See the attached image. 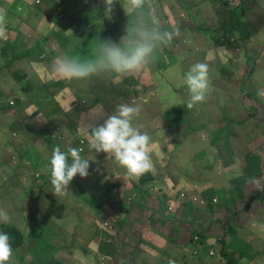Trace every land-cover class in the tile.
I'll use <instances>...</instances> for the list:
<instances>
[{"label":"crops","instance_id":"0c3cea01","mask_svg":"<svg viewBox=\"0 0 264 264\" xmlns=\"http://www.w3.org/2000/svg\"><path fill=\"white\" fill-rule=\"evenodd\" d=\"M38 2L35 0V3ZM53 2L52 6L55 5V10L48 16L47 13H41L39 10L31 13V8L27 9L25 6L26 0H0V8L7 12L6 26L10 28L9 35L5 31L4 37H0V56L5 58V66L11 63H21L29 57V54L24 50L27 41L22 35L26 33L31 35L34 28L33 23L36 21H42L49 26L55 24L73 32L74 27L79 25V15L88 11L84 9L88 5L83 6V2L86 3V0L70 1L71 7L67 5L69 0H53ZM116 2L117 0H114L115 7L122 11L124 0H119L118 4ZM115 7L112 14H114ZM73 9H76L77 12L72 13ZM18 11H21V14L16 16L15 12ZM169 11L174 15V18L169 21L166 29L172 31L173 27H178V35L175 36L174 42L167 47L168 50L160 51V56L165 59L170 56L175 62L184 57L194 56L195 52L190 51V47L191 42L196 40L197 44L204 46L203 56L210 62L208 69L213 89L214 85L218 84L227 93L237 95V91L242 86L241 79L250 72V88L257 87L259 89L258 99L264 101V0H251L247 4L246 0H242L241 6L238 4L233 8L221 2L190 0L187 11L182 5L175 6L174 10L169 8ZM62 12L72 15L67 17ZM112 19L111 17L109 21L111 22ZM119 22L122 23L121 18ZM131 22L132 20L129 24ZM194 24L203 30L210 27L218 35L220 41L205 45L198 27ZM30 35L28 38L32 41ZM6 37L8 41L3 43ZM56 38L57 42L54 40V44L68 42V39H63L60 34H57ZM255 41L258 42L256 46L254 45ZM175 42L176 45H174ZM198 62L197 58L191 59L184 74ZM27 66L29 67V65ZM121 84L123 85V83ZM20 95L24 96L25 94ZM109 95L111 94L107 92L105 98L99 101L95 109L105 105ZM223 101V98L215 101L206 100L191 109H186L194 111L191 116L195 120L196 126L188 128L180 124L179 136L171 141L169 138H165L160 142L165 145V150L162 151L156 145L155 149L150 148L154 171L148 172L151 176L147 179L150 181L158 178L161 182L175 185L178 190H188L198 194L207 201V205L204 207L190 203L176 204L175 206L176 211L181 212V221L188 224L191 231H201V248L215 247V240L221 239L223 228L226 226L233 235L229 244L226 245L229 255L224 251L226 255L222 256L231 259L234 264H264V123L250 124L244 116L237 115L236 110L222 108ZM25 102L29 103L25 105L23 112H18L19 119H23L21 116L29 117L30 111L34 107L33 100L28 101L25 97ZM124 102L125 99L117 103L111 109V113L107 112L105 115L98 116V119L111 115L117 105ZM235 104L237 110H242L238 101ZM248 104L251 102L249 101ZM138 105L141 107L140 112H145L148 103ZM218 106L221 108L218 109ZM153 115H155L154 118L145 117L144 119L138 116L137 123L142 125V131L147 132L151 138L153 135L156 138L161 123L160 117H157L159 114L153 112ZM227 115L232 122L230 125L229 120L226 121ZM11 116H7L5 127H2L3 124L0 125L1 137L5 131H11L10 127L13 125ZM35 117L53 118L57 121V112H50L48 116H44L40 112ZM209 118L216 121V126L209 123ZM258 118L263 120L264 112H260ZM84 124L83 121L80 124L77 121L75 126L79 129L85 128V131L80 134H85L90 138L89 130L87 126L84 127ZM47 126L49 124L42 127L46 135L43 150L52 145L54 147L57 138L60 137L58 130L50 133ZM22 128V136L30 137L33 131H24V125ZM6 134V140L9 141V134L7 132ZM71 134H74V131ZM13 142L16 143L15 140ZM7 144L11 143L7 142ZM39 147L35 146L37 149ZM16 151L17 153H15ZM10 154L16 163L8 165L12 170L15 166L18 168L19 161L23 159L28 163L31 161V153L23 154L20 144L12 145ZM96 158L98 157L96 156ZM104 160L107 164L104 179L106 182L116 184L115 191L123 194L124 190L128 191L129 187L134 186L138 190H143V195L131 205L121 201L119 206L127 207V211L120 215L118 222H114L116 218H111V207L117 206L110 200V196L113 195L111 189H105L96 194L95 200L98 201V207L101 206L99 195L103 194L106 199V206H101L102 209L88 205L83 212H67L64 218L59 216L57 222L61 224L57 226V229L61 233L54 235L60 236V240L53 244L54 255L59 254L62 250H75L70 255V264H153L148 256L136 260L133 256L131 258L124 252H118L115 245V240H119L126 250H129L128 253L133 252L136 246V248H142L149 255V246H153L154 242L146 240L144 234L148 232H153L158 238L157 244L166 247L174 244H179L183 248L188 247L189 244L180 242L178 228L172 223V214H168L165 206H161V198H155L148 193L144 182L139 188L136 180L129 179L123 167L119 166L112 157L106 156ZM17 175H25L24 170L18 172ZM126 194L128 195V193ZM214 198L217 201H214ZM99 215L109 216L114 223V234H110L113 240L111 243L106 242L108 233L95 227ZM136 217L143 219V226L139 228L141 236H138L137 232L130 228L132 226L131 219ZM68 220L71 225H66ZM156 224L162 225L161 237L157 236L159 230ZM169 227L176 233V236L170 233ZM236 228L245 229V238L234 233ZM70 230L74 234L73 238H69ZM121 233L124 239L121 238ZM177 237L179 238L177 239ZM84 248H87L85 253L82 252ZM105 255L107 257H104ZM199 261L202 263L201 260ZM211 262L222 264L223 260L217 258ZM41 263V259H38L34 264Z\"/></svg>","mask_w":264,"mask_h":264},{"label":"rangeland","instance_id":"374dc122","mask_svg":"<svg viewBox=\"0 0 264 264\" xmlns=\"http://www.w3.org/2000/svg\"><path fill=\"white\" fill-rule=\"evenodd\" d=\"M38 1V3H35L34 0L32 3V0H26L25 6L27 9L31 8V13H35L36 10H39L41 13H47L48 16H50V13L55 10V5L52 6L54 3L53 0ZM70 1L73 0H69L67 4L68 7H71ZM208 1L225 3L227 6L233 8L239 4L241 0ZM250 1L251 0H246L247 3H250ZM189 3L190 0H176L175 2L174 0H158V2L152 0V5L156 9L157 18L164 29L169 25V21L174 18V15L169 11V8L174 10L175 6L182 5L187 11ZM87 5L88 7H86ZM83 6L86 7L84 9L88 11L79 15V25L74 27L73 32L60 28L55 24L49 26L42 21H36L33 23L34 28L31 31V35L30 33L22 35L27 41L24 50L29 54V57L25 58L23 62L15 65V72H13L11 68L10 70H7L3 62L0 64V120L2 116H4L1 110L5 108L6 101L12 100L14 105L11 111L14 112L15 117H12L13 125L10 127V130H18L20 133V137L17 139L11 135L10 141L6 140L7 131H5V134L2 135V137L0 136V160H3L4 162V171L2 173L4 174V179L0 177V207L5 210L14 206L19 207L18 205H13L10 200L15 198L16 201V196L24 187L32 188L34 195L31 191L28 192L24 201L21 203V209H14V212L19 215H25L29 208H31V210L37 211L34 218L32 220H24V218L12 212H9V215L11 217V222L17 227L22 228L25 235L30 234V232L36 234L39 227L42 226L50 227L49 234L53 237L49 238L50 242L47 244H40L41 241L37 235L31 237L32 245H35V251L37 257L39 255V258L42 257L43 252H52L53 248L51 247V244H55L60 240V236H57L61 233L57 229V226L61 224L60 222H57L58 217L65 216L67 211L83 212V210L80 209H84L85 205L92 204L88 192H93L94 194L99 193L98 187L94 185H89L87 187L88 190L86 189L85 184L93 182L91 176L81 178L77 174L69 185L68 194L64 196L54 195L52 192L53 186L48 182L46 172L40 173L38 177L31 175V178L29 179H22V176H20V181L16 183V178L13 176L10 177L8 162L11 161L10 155L12 154H10V151L12 145L16 143L20 144V149L23 154H26V152L31 153V169L33 171L51 156L53 145L43 150V145L46 142V135L42 127L48 125L49 118L40 117V119L35 117L40 113L39 108H41L43 112L42 115L44 116H48L50 110L59 111L60 107L65 111L62 113L60 121H57L56 124L60 134L59 144H64L70 133L77 128V126H75L77 121L78 124H80L82 121L89 123L98 119V117H94L92 114L98 110L95 108L99 101L105 98L107 92L111 95H109L107 103L102 105L103 115L107 112L111 113V109L123 99L137 102L146 101V104L148 103L145 112H140L139 114L142 119L145 117L154 118L155 115H153V112L159 114L157 117H160V131L157 133L156 138H154L153 135L150 148L155 149L156 145L160 147L162 151L165 150V145H162L160 142L165 138H169L171 141L179 136L180 124L187 126L188 128L196 126V122L191 116L194 111L186 110L188 108L187 102L190 98V93L182 77L186 66L191 59L197 58L200 63H206L207 58L203 56L202 53L198 52L195 53L194 56L184 57L178 62H175L170 56H167V59L160 56L150 71L144 70L143 73L138 72L132 78L128 75L123 78L109 77L102 79L92 77L91 79L71 81L69 82L70 86L68 88L73 90L72 92L74 95L72 109L65 110L69 108V104L66 101H64L63 104L65 109L58 105V102L55 101L54 97L58 92L62 91L63 88L68 86V82H65L62 78H55L53 75L56 58L62 54H70L81 60L87 59L90 57L91 49L94 47L98 39L110 38L113 42L118 43L119 29L123 28V20L120 27L119 22H110L109 18L104 16V0H86V3L83 2ZM76 12V9L72 10V13ZM20 14L21 11L15 12L16 16H19ZM62 14L67 17L72 15L66 12H62ZM115 18L118 19L119 15L116 14ZM5 31L8 35L10 34V28L8 26H5ZM198 31L203 38L204 44L211 45L213 42L218 41L216 33L213 32L211 28L203 30L198 27ZM57 34H60L63 39L67 38L68 42H62L57 45L50 41L51 39H54L57 42ZM29 35L32 41L29 40ZM7 41L8 38L6 37L3 43ZM84 43H86V45L83 47ZM197 45V51L203 52L204 46ZM254 45H258V42L255 41ZM167 64H169V67ZM27 65H29V67ZM17 70H21V72L16 73ZM13 73L15 74L13 75ZM11 78H13L14 82ZM124 78H127L126 82L123 81ZM25 82H28L30 86L28 93L24 96L20 95V98H15V95L18 94V90H23V84ZM121 83H123V85ZM241 84L242 86L240 90L237 91V95L227 93L223 87L215 84L214 89L210 87L206 100L215 101L219 98H223L224 105L222 108L236 110L235 113L244 116L246 121L250 124L264 123V118L263 120L262 118H260V120L258 118L260 112H264V101L258 99L259 89H257V87L253 86L250 88V72L241 79ZM125 95H129L128 98H125ZM25 97L33 100L38 107L32 108L29 117L24 118L21 116L23 119H19L16 113L23 112L25 105L29 103L23 101ZM62 98L65 100L64 96H62ZM236 101L239 102V106L242 110H237L235 104ZM249 101L251 104H248ZM220 108L221 107L218 106V109ZM36 109L37 111H35ZM218 117L221 118V116ZM14 119L17 120L19 125H24V131H33L30 137L24 138L22 136L23 128L18 127L16 125L17 122L15 123ZM227 120H229L230 125L232 122L228 115L226 116V121ZM209 123L216 126V121L213 118H209ZM136 125L142 127L140 123H137ZM55 128L56 127L53 125L50 129V133H52ZM141 130H143V128H141ZM14 140L16 143L13 142ZM7 142H10L11 144L8 145ZM36 145L40 146L39 149L35 148ZM62 151H64V149H62ZM15 153H17V151ZM26 165V161H22V163L19 162V167L16 168V172L18 173L22 171L23 166ZM37 179H40V181H37ZM142 193L143 190H137L135 195L137 198H140L143 195ZM82 196H84L85 199H82ZM45 204H54L52 206L54 209L42 211ZM123 213H125V209L123 211L112 209L111 218H116L114 222H118L120 215ZM99 217L101 218V215H99ZM131 220L132 226L130 228L133 231H136L138 236H141L139 228L140 226H143V219L141 217H136ZM172 223H174L175 226L178 225L176 220L172 221ZM4 225L6 226L7 224ZM66 225H71V222L68 220ZM95 227L100 229L98 225ZM156 227L160 230L162 225L156 224ZM169 230L172 235L176 236V233L170 227ZM234 233L243 238H245L246 235L245 229L236 228ZM54 234L57 235L54 236ZM144 235H146L145 238L147 241L154 242L152 243L153 246H149V255L145 253L142 248H136V246L133 252L131 251V253H128L127 251L129 250H126L125 246L119 240H115L118 252H124L128 257L129 255L133 256L136 260H141L148 256L149 259L153 261V264H155V262H157V264H214L211 260L217 258H222V264H228V258L223 256L225 254L224 251L229 255L226 245L229 244L233 234L228 231L225 226L223 228L221 239L215 240V247L210 246L206 249L205 246L203 248L200 247V250L193 248V245L190 244L188 247L184 248L179 244L166 247L165 245L157 244L156 241L158 238L152 232L145 233ZM73 236L74 234L70 230L69 238H73ZM121 238L124 239L122 233ZM178 238L179 237H177V239ZM182 239H185V241ZM112 241V239L110 241L106 240L108 243H111ZM180 242L187 244L188 241L186 238L180 236ZM86 250L87 248H84L82 252L85 253ZM74 251L75 250H62L52 258L50 264H70L69 258ZM210 251L214 252V257L208 256ZM104 257H107V255ZM29 258L30 257L27 256L26 260H29ZM199 260H201L202 263ZM16 264L24 263L17 262Z\"/></svg>","mask_w":264,"mask_h":264},{"label":"clouds","instance_id":"9594fccd","mask_svg":"<svg viewBox=\"0 0 264 264\" xmlns=\"http://www.w3.org/2000/svg\"><path fill=\"white\" fill-rule=\"evenodd\" d=\"M156 1L158 2V0ZM118 3L119 0H117L116 4ZM104 5L105 17L109 19L112 17V21L114 22H119L120 18L123 20V28L119 29V41L116 43L110 38L98 39L94 47L91 49L90 57L84 60L70 54H62L56 58L53 75L55 78L58 77L64 79L65 82H68V86L58 92L54 98L55 101L58 102V105L62 107L64 101L68 102L69 108L65 109L63 107L65 110L72 109V104L74 103L73 90L68 88L70 86L69 82L74 80L91 79L92 77L102 79L109 77L123 78L129 75V77L132 78L138 72L143 73L144 70L150 71L160 57V51L168 50L167 47L174 42L175 36L178 35V27H173V30L169 31L161 26L160 21L157 18L156 9L152 5V0H124L122 11H120L118 7H115L114 0H104ZM241 5L242 0L239 3V6ZM114 7L115 11L114 14H112ZM116 14L119 15L118 19L115 18ZM131 20L132 22L129 24ZM6 23L7 12L5 9L0 8V37H4L5 35ZM121 25L122 23L119 22L120 27ZM209 28L210 27L207 29ZM216 37H218V35H216ZM222 37L224 39V36ZM50 41L54 42V39H51ZM218 41H220L219 38ZM85 45L86 43L83 44V47ZM174 45H176V42ZM197 47V41H192L190 51L202 53L204 55V52L197 51ZM0 59L4 63L5 58L0 56ZM16 64L17 63H11L6 65L5 68L7 70H10L11 68L12 71L15 72L14 67ZM209 64V61H206V63H195L185 74H183L182 78L184 79V83L190 93V98L187 102V107L189 109L195 107L198 103L205 102L210 87L212 88V85L210 84L211 74L208 69ZM167 66L169 67V65ZM19 72H21V70L16 71V73ZM14 74L15 73H13V75ZM11 79L13 80V78ZM126 79L127 78H124L123 81L126 82ZM135 82L138 83L137 81ZM29 88L30 86L28 82H25L23 84V90L19 89L15 98H20V94L26 95ZM62 96L65 97V100ZM128 96L129 95H126V98H128ZM26 99L28 101L31 100L28 98ZM23 101H25V99ZM138 104H146V101L137 102L125 99L124 103L117 105L115 111L111 115L102 119H97L96 121L85 123L84 127L87 126L90 138L85 134H80V132L85 131V128L83 127L81 129L76 128L74 134L70 133L64 144L58 143L60 140V137H58L57 143L52 149L50 158H48L36 170L33 171L31 169V161L29 163L27 162L26 166H23L25 175L22 176V179H29L31 178V175L38 177L40 173L46 172L48 182L53 186L52 192L54 195L64 196L68 194L69 185L77 174L81 178L91 176L93 182L85 184L86 189L88 190L87 187L89 185L97 186L99 193L105 189H111L113 195L110 196V200L117 205L116 207H111V210L122 209L121 211H123L125 209L126 212L127 207L121 208L119 204L121 201H124L131 205L137 199L135 192L138 189L131 186L128 188V191L124 190L123 194H120L115 191L116 184L106 182L104 174L106 172L105 167L107 164L104 158L110 156L119 166L123 167L125 174L129 179L136 180L139 188H141V183L144 182L148 193L152 194L155 198H161V206H165L166 212L172 214L173 221H177V228L180 236L181 226H187L189 229V239L187 244L193 245V248L200 250V242L202 238L201 231H191L189 225L181 221V212H177L175 206L176 204L190 203L196 204L199 207H204L207 205V201L198 194L188 190H178L175 185L161 182L158 178L148 181L147 177L151 176L148 172L154 171V164L150 153L152 138L147 132L141 130V126L136 125L137 118L141 111V107ZM13 105L14 102L8 100L5 103V108L1 110L4 114L0 120V125L3 124L2 127L6 126L8 115H12L11 118L15 117L14 112L11 111ZM33 105L34 107H38L35 103H33ZM39 110L42 112L41 108H39ZM35 111H37V109ZM50 112H57V121H60V117L65 111L60 107L59 111L50 110L48 115ZM16 115L18 117V112ZM92 115L94 117L102 116L103 107L100 106ZM57 121L53 118L48 120V131H50L53 125L56 127L54 130H58L56 125ZM14 122L16 123L17 120L14 119ZM16 125L20 128L22 127L18 122ZM7 133L9 134V141L11 135L14 136L15 139L20 137L18 130L7 131ZM4 134L5 132L3 135ZM62 149H64V151H62ZM96 156L98 158H96ZM10 157L11 161L8 162V165L15 162L13 156L10 155ZM22 161L25 162L26 160L23 159ZM22 161L19 162L22 163ZM3 171L4 162L3 160H0V177L2 179H4V174H2ZM9 173L10 177L13 176L16 178L15 183L20 181L21 177L17 175L16 166L14 167V170L9 168ZM37 181H40V179H37ZM30 191L34 195L32 188L24 187L16 196V201L15 198L10 200L13 205H18L19 207L14 206L9 209L7 208L6 210L0 207V264H16L17 262L34 264L38 259H41V264H50L52 258L55 256L54 245L50 243L53 251L43 252L41 258H39V255L37 257L35 245H32L31 240L32 236L37 235L41 241L40 244H47L50 242L49 238L53 237L49 234L50 227L42 226L39 227L36 234L30 232V234L25 235L22 228L17 227L11 222L9 212L15 213L14 209H21V203ZM126 193H128V195ZM88 195L92 202L90 205L95 206L98 209H102L101 206H106V199H104L103 194L99 195V200L101 202V206L99 207L98 201L95 200L96 194L88 192ZM82 199H85V197L82 196ZM214 201H217V199L214 198ZM53 205L54 204H45L42 211L54 209L52 207ZM87 207L88 205H85L84 209L80 210L84 211ZM103 208L108 209L107 207ZM36 213L37 211L29 208L25 215L15 214L21 216L24 220H32ZM61 218H64V216H61ZM68 219L70 220L71 218L69 217ZM150 221L152 222L151 218ZM96 223L102 231L108 233V236L109 233L112 235L114 234V223L108 216L103 215L101 218L98 217ZM4 224L7 225L5 226ZM11 228H13L14 231H11ZM157 236H162L160 230L157 233ZM111 239L112 237L109 236L106 240L110 241ZM225 255L226 254H224V256ZM27 256L30 257L29 260H26ZM208 256L214 257V252L210 251Z\"/></svg>","mask_w":264,"mask_h":264},{"label":"trees","instance_id":"16d2710c","mask_svg":"<svg viewBox=\"0 0 264 264\" xmlns=\"http://www.w3.org/2000/svg\"><path fill=\"white\" fill-rule=\"evenodd\" d=\"M11 231H14V229L11 228ZM180 232H181V236L184 237V238H186L187 241H188V239H189V229H188V227L185 226V225L181 226V228H180ZM182 240L185 241V239H182ZM223 250H224V248H223ZM129 257L132 258V256H130V255H129ZM228 263H229V264H233L232 260H228Z\"/></svg>","mask_w":264,"mask_h":264}]
</instances>
